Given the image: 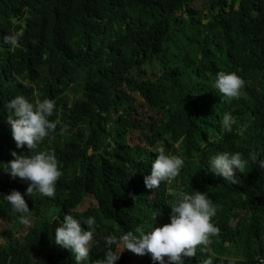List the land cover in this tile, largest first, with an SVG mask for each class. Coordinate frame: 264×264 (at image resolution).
<instances>
[{"label": "trees", "instance_id": "1", "mask_svg": "<svg viewBox=\"0 0 264 264\" xmlns=\"http://www.w3.org/2000/svg\"><path fill=\"white\" fill-rule=\"evenodd\" d=\"M9 34L18 35L16 47L4 43ZM171 36L197 46L199 64L164 59ZM220 71L246 81L240 98L223 100L214 87ZM21 95L56 103L49 118L59 121L55 138L39 145L55 151L63 173L52 198L27 195L29 183L20 179L15 188L8 173L13 151L30 155L27 146L17 148L7 123L8 103ZM225 113L236 121L231 132ZM161 148L196 162L148 189L144 176ZM223 152L249 160L243 173L236 170L240 183L211 172L212 157ZM261 160L264 0H0V264H76L70 249L55 245L65 214L86 231L84 221L95 217L92 252L81 262L95 264L108 250L104 237L135 233L144 218L145 232L170 223L179 193L195 191L217 206L220 232L185 264L209 257L213 264H264ZM76 163L83 165L78 176L70 173ZM13 190L30 209L18 232L21 214L4 198ZM117 264L154 262L151 254L125 251Z\"/></svg>", "mask_w": 264, "mask_h": 264}, {"label": "clouds", "instance_id": "2", "mask_svg": "<svg viewBox=\"0 0 264 264\" xmlns=\"http://www.w3.org/2000/svg\"><path fill=\"white\" fill-rule=\"evenodd\" d=\"M18 35L9 34L3 37L6 44L16 47ZM246 81L233 71L226 73L220 71L214 82L223 100L238 99L243 95ZM56 107L55 100L45 99L30 102L25 96H17L11 100L7 108L9 116L7 123L11 127L12 138L17 148L27 146L30 155L18 154L13 151L14 159L8 164L9 175L15 179L19 177L28 182L27 195L34 196L39 193L46 197H54L58 180L63 175L60 164L54 150H39V145L46 138H55L59 121H50ZM235 118L230 113L223 116V127L231 132L235 124ZM68 126L61 128L60 135L67 131ZM247 126H242L245 130ZM249 159L257 160V153L252 151ZM249 160L244 159L237 152L219 153L211 159V172L233 185L240 183L236 170L243 173ZM185 166V160L179 155L165 154L163 148L159 149L157 158L152 163L151 174L144 176V182L148 189H158L162 182L171 183L180 175ZM259 167L264 168V160ZM135 201L136 196L130 194ZM4 198L12 205L13 211L21 214V223L29 224V206L19 191L13 190ZM170 223L162 227H155L152 231L145 232L142 227H137L135 233L128 231L119 238L116 235L104 237L108 248L103 259L95 261V264H117L121 255L129 251L138 256L151 254L156 264H185L186 258H194L198 248L207 251L211 238L217 236L220 229L213 223L217 214V206L206 193L195 191L194 195L179 193V198L171 204ZM84 223L88 230H84L81 221L71 214H65L62 222L55 228V245L70 249L75 257L76 264L89 259L92 252L96 234L95 217L87 218ZM115 246V251L112 247ZM203 264H213L211 257L203 261Z\"/></svg>", "mask_w": 264, "mask_h": 264}, {"label": "rangeland", "instance_id": "3", "mask_svg": "<svg viewBox=\"0 0 264 264\" xmlns=\"http://www.w3.org/2000/svg\"><path fill=\"white\" fill-rule=\"evenodd\" d=\"M186 19H188V16H185ZM184 41V40H182ZM202 55L199 52V48L193 44L185 42H177L174 38V36L170 37V42L167 45L166 52L163 54V58L170 60L171 62H176L179 65H187V66H194V64H199L200 58ZM182 158L185 160V162L194 163L196 162L195 159H188L186 158L182 151ZM83 165L82 163H76L72 166L70 173L75 174V176H78L82 173ZM18 182H20V178L17 177L14 179L13 186L16 188L18 186ZM1 219V217H0ZM146 218L143 219V228L146 224ZM26 225L23 223L15 222L13 227L16 232L21 230ZM18 238L21 237V233H17Z\"/></svg>", "mask_w": 264, "mask_h": 264}]
</instances>
